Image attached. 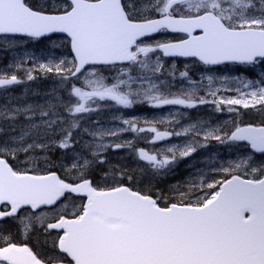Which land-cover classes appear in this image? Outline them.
Here are the masks:
<instances>
[{"label":"snow or ice","instance_id":"snow-or-ice-1","mask_svg":"<svg viewBox=\"0 0 264 264\" xmlns=\"http://www.w3.org/2000/svg\"><path fill=\"white\" fill-rule=\"evenodd\" d=\"M54 34L67 38L71 61L41 63L27 79H35L36 70L55 73L62 83L84 79L70 84L75 101L64 105L67 117L51 104L39 108V124L32 107L0 110V264H264V126L204 131V141L246 142L237 147L251 151L216 169L223 179L188 181L184 191L179 185L164 190L154 181L206 144L169 147L170 156L140 149L138 158L150 174L141 169L137 176L115 165L103 167L106 150L130 148V142L105 144L103 138L117 131L80 124V114L96 111L97 101L124 108L138 101L187 108L213 103L217 111L221 105H264V87L212 101L194 99L195 89L173 92L175 64L167 69L162 60L251 68L264 63V0H0V38L6 44ZM118 64L125 67L115 82L106 83L102 66ZM165 72L171 77L167 83ZM208 81L211 85L212 78ZM21 82L15 74L0 75V88ZM21 115L26 124L17 119ZM123 123L134 132L155 133L152 142L193 130L201 134L197 125L182 133ZM14 229L43 235L46 253L16 242Z\"/></svg>","mask_w":264,"mask_h":264},{"label":"rangeland","instance_id":"rangeland-1","mask_svg":"<svg viewBox=\"0 0 264 264\" xmlns=\"http://www.w3.org/2000/svg\"><path fill=\"white\" fill-rule=\"evenodd\" d=\"M65 43V38L53 37L51 39L48 38L44 41L24 39L22 42L13 41L12 44L9 45L4 42L3 38H0V75L10 76L12 74H15L22 81L20 84H14L11 87L0 89V110L8 107H32L35 111L30 115H32L33 120L38 124L41 123L39 108H47L49 104L55 106L54 111L59 115L63 117L68 116V113L64 110V105L67 104L70 100L73 102L75 101V97H70L69 95L70 84L77 83V85H79L84 79L83 76L80 77L79 81H77L75 78H72L71 81L62 83L61 77L57 76L55 73H45L43 71L36 70L32 73L33 76L36 77L33 80H28L26 75L29 70L37 68V66L41 63L47 64L49 63V61L56 63L60 60L71 61L70 54L65 52ZM164 64L167 69H171L173 64H175L176 68V79L175 81H173L175 86L170 90L175 92L180 89H183L184 91L195 89L194 99L201 96L209 101L229 97L236 98L241 93H247L260 87H264V84L259 83L261 79H264V77L260 75L261 73H264L260 70L264 69L263 63L259 64L254 69H248L245 67H242L240 69H236L235 67L227 69L220 67V69H224L222 71L220 69L214 68H209L210 70H204V68H199V64L195 61H172L168 63L164 62ZM179 69H202L203 71H201V74H198L199 78L197 80L193 78L194 83H189L188 81L191 79L180 78L178 72ZM129 71L130 74L133 75L139 73V69H137L135 73H131L130 69ZM222 73H225V76L220 75ZM100 74L104 77L108 76L109 78H111L112 82H115L116 77L119 75V69L107 70L105 75L101 71ZM85 75H87V73H85ZM208 77L212 78L211 85H209ZM107 80L109 79L106 78L105 82L109 83ZM168 80H171V77H169L167 75V72H165V82L167 83ZM240 81H251L252 84L249 88H244ZM137 86L138 85H134V87ZM147 86L148 85L145 84V87ZM237 89H239V91H237ZM162 90L169 91L168 88H163ZM209 90L216 91V96L213 97L208 95ZM92 106L96 109V111L80 114V124L82 127L98 129L101 131L115 130L118 133L117 136H105L103 138V142L105 144H114L116 142H130L132 145V147L130 148L124 147L119 150H112L111 148H109L108 150H106L104 155L106 156L108 163L103 167L107 169L110 165H115L118 168L132 170L137 176L141 175V169H144V167L142 162L138 158L136 150L141 145L140 143L146 141V131L134 132L128 130L129 125L124 124V120L133 121L136 123V126L138 128L142 127L145 129L153 126L157 129H166L167 127H169V124L177 122L178 125L174 132L182 133L184 129H190L192 126L191 123L186 120L188 116L184 111L183 106L165 105L161 107H152L149 102L140 101L133 104L129 108L114 105L112 102L107 101H97L96 104ZM221 107L226 111V113L231 112L234 115V118L211 121L210 118L207 117L205 119L206 123L198 122L193 124L199 127L201 133L200 135H197L195 130H193V137H190L192 131L180 136L175 135L176 140H174V142H171L170 145H167L165 147L155 145L150 146L148 148L149 153L167 154L170 156L171 153H167V149L169 147L179 146L182 148L186 144L196 143L197 141L208 146L210 145L211 141L214 140L204 141V131L208 129L219 128L221 130V134H223L225 131H227L228 127H230L231 124H237L238 120V122H241L239 123V125L249 124L246 122H249V115L252 112H248V110H252L253 113H255L256 118H260L264 114V111L261 110L264 109V105H257L256 108L248 109H245L240 105H221ZM146 108H150L152 111L151 118L149 120V122H152L151 124L148 123L147 118H145L141 114V111ZM229 108H235L236 111H228ZM155 113L158 114L157 117L154 116ZM240 114L241 116H239ZM17 119L21 124L27 123L22 115L18 116ZM0 123H2V121H0ZM84 138L89 141L92 140V137L86 135ZM203 148L204 147L197 146L196 152L201 153L199 155V159L196 155V152L193 153V168L197 167L200 163L201 170H203L204 173L208 174V177L204 178L203 180L210 181L213 178L223 179V174L216 171V169H218L223 164L218 163L214 160V158H212V153L208 148L204 150ZM242 153L246 152L241 151V155ZM58 154L59 150L53 148V157H57ZM230 160L233 162H238L240 158L230 156ZM195 161L197 165L195 164ZM68 163H70V161H68ZM57 171L59 172V170ZM172 175L174 176L173 173ZM184 176H187V174L185 173ZM195 178H199V176L193 173V182H195ZM162 181L163 183H165V180ZM172 187L173 185H166L165 190ZM181 187L184 191L188 190V185H182ZM20 235L23 239H27L24 233H21ZM30 236L26 242L31 243L37 251L39 250V248L48 249V245H45L44 243L45 238L43 235H38V233H30ZM14 238L16 239V234L14 235ZM42 255H44V253Z\"/></svg>","mask_w":264,"mask_h":264},{"label":"flooded vegetation","instance_id":"flooded-vegetation-1","mask_svg":"<svg viewBox=\"0 0 264 264\" xmlns=\"http://www.w3.org/2000/svg\"><path fill=\"white\" fill-rule=\"evenodd\" d=\"M171 35V34H170ZM198 70H200V71H203L202 69H198ZM204 70H207V69H204ZM178 72L180 73V72H187L188 73V79H191V81H193V69H179L178 70ZM208 104H210V103H206V104H203V105H208ZM196 106H197V104H196ZM183 108H184V111L187 113V116H188V118H186V120H188L190 123H191V125H193V117H196L197 115L196 114H193V108L194 107H192V108H187V107H184L183 106ZM142 112V115L145 117V118H147V120H148V122H149V120H150V118H151V114H152V111H151V109L150 108H146V109H144L143 111H141ZM209 115H211V116H216V117H220V115H223V113H221L220 111H217L216 109L214 110V111H211V112H209ZM154 116L155 117H157L158 116V114H154ZM177 125H178V123L177 122H175V123H171V124H169V127H167L166 129H158V130H160V131H162V130H167L168 132H174L175 130H176V128H177ZM155 133H153V132H150V131H146V141H145V144L143 145V149H145L146 151H148V148L150 147V146H152L153 144L151 143V138L153 137V135H154ZM193 137V131L191 132V134H190V137ZM174 137H175V135H173V139H174ZM168 144H170V143H168ZM168 144H164V145H160V146H163V147H165V146H167ZM155 145H158V144H155ZM21 233H23V232H17L15 229L13 230V235H15L16 234V239H19L20 238V234ZM39 235V234H38ZM29 236H30V234H29ZM28 236V237H29ZM32 236V235H31ZM31 236H30V238H31ZM16 242H18V243H24V242H20V241H18V240H16ZM30 247H32V245H30ZM39 250L41 251V252H43L44 254L46 253V251H47V249H45V248H39Z\"/></svg>","mask_w":264,"mask_h":264},{"label":"trees","instance_id":"trees-1","mask_svg":"<svg viewBox=\"0 0 264 264\" xmlns=\"http://www.w3.org/2000/svg\"><path fill=\"white\" fill-rule=\"evenodd\" d=\"M264 64V63H263ZM262 72H264V69H260ZM252 112L250 115H249V122H246V123H249V124H253V125H263V122H264V114L260 117V118H256L255 117V113H253L252 110H248V112ZM231 150H232V147L230 146ZM242 149V148H241ZM244 152H248L247 149H243ZM182 163H184V161H181ZM178 164L176 165L175 167L176 168H172V171L169 172L168 176L169 177H166V178H163V177H159L157 179V181H154V183L156 185H158L157 187L158 188H161V189H164L165 190V187L166 185H169V186H175V185H179V186H182V185H188V181H191V180H185L187 177L184 176L181 172H180V169L182 167H184V164ZM172 173L174 174V176L172 175ZM161 178H163L162 180H165L163 183V181L161 180ZM168 180V181H166ZM160 184H164V185H160Z\"/></svg>","mask_w":264,"mask_h":264},{"label":"water","instance_id":"water-1","mask_svg":"<svg viewBox=\"0 0 264 264\" xmlns=\"http://www.w3.org/2000/svg\"><path fill=\"white\" fill-rule=\"evenodd\" d=\"M54 35H64V34H54ZM194 59V58H193ZM229 64H231V63H229ZM222 65H224V64H222ZM216 66V65H215ZM238 143H243V144H245L246 142H238ZM251 150V149H250Z\"/></svg>","mask_w":264,"mask_h":264}]
</instances>
